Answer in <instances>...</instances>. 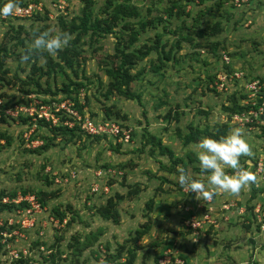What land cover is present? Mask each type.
I'll list each match as a JSON object with an SVG mask.
<instances>
[{
    "label": "rangeland",
    "instance_id": "1",
    "mask_svg": "<svg viewBox=\"0 0 264 264\" xmlns=\"http://www.w3.org/2000/svg\"><path fill=\"white\" fill-rule=\"evenodd\" d=\"M80 1L18 0L19 6H23V3L35 6L31 17H20L16 13L17 8L10 16H0V47L9 54L2 59L4 65L0 69V78L4 77L5 80H0V96H5L0 98L1 102L9 101V105H13L16 102L11 103L12 96L23 98L18 92L22 83L17 78L25 80L33 69L31 62L20 60L19 55L25 54L31 46L35 32H60L58 17L62 15L69 20L80 14L83 7ZM138 1L141 3L144 0ZM167 1L156 0V4L164 7ZM105 3L106 0H95L94 8L98 15L102 14ZM219 4V0H207L206 5L215 9L212 13L207 12L205 17L210 19V25L216 21L221 22L222 31L219 34L198 38L196 29L191 27L194 17H185V22L194 35V43L200 44V47L182 44L178 55L179 63H168L161 75L151 72L150 60L156 59L154 55L136 63L137 66L131 73L136 75L140 71L141 75L130 86L133 92L140 95V102L117 94L105 98L111 82L105 70L108 63L113 66L114 37L81 36L79 49L86 51L88 80L84 81L87 87L80 91V105L97 120L109 119L129 129L133 136L129 142L123 141V145L112 147L110 142L81 135V138L77 137L65 146L67 138L57 137L55 146H50L47 151L32 153L30 150L44 144L40 137L46 136V129L35 133L38 138L32 141L33 145L28 146L24 134L31 132L34 135L36 125L26 130V125L20 126L19 121L9 120L7 124H0V129L12 137L10 146H6L5 141L1 142L4 147L0 150V190L16 191L14 198L7 196L9 198H5L3 203L12 202L18 196L33 197L32 204L23 200L20 204L13 203L16 206L12 210L0 211V232L9 233L7 237L0 235V264H40L43 257H48L51 252H59L61 260L58 264H72L73 261L75 264H113L112 261L106 262V256L116 255L118 249L125 245L120 259L123 262L128 248L133 247L132 243L126 241L133 239L137 230L149 224L150 232L139 243L143 249L137 251L139 257L135 264H157L159 255L165 249L172 250L176 256H182L188 264H264V254H252L246 249V246L250 247L251 243L248 241L251 238L264 242V233L258 231L254 214L259 205H264V179L255 173L256 162L264 158V128L229 122L225 111L232 98L229 94L239 89L242 83L229 86L232 90L228 89L223 94L218 93L222 91L220 86L215 88L218 77L228 74L224 73L226 70L231 73L234 70L243 71L248 74V78H264V0H250L238 10L222 5L217 8ZM189 6L192 7V4ZM199 9L206 12L205 7L196 8L198 11ZM171 22L168 24V33L163 36V41L168 40L170 44L180 37V34L174 37L170 31H175L181 20L172 19ZM158 30L162 32L163 25ZM159 32L150 30L145 38H150L151 42ZM72 46L73 44H68L65 48ZM223 53L231 59L232 67L225 66ZM40 56L37 65L42 66L44 72L48 70V62H59L61 59L58 52L55 56L47 53ZM32 74L34 78H38L42 72L32 71ZM53 74L41 80L43 87L48 86L45 83L49 79L51 88H62L67 82L66 76L58 74L54 81ZM64 95L61 93L60 97ZM28 98H33V103H39L34 95ZM158 106L160 107L157 108ZM107 108H111L112 113L108 117ZM169 110L172 112L171 119H166ZM116 113H119L118 117ZM222 122H229L231 128L241 127L244 131L252 154L242 156L240 165L255 176V182L249 183L237 194L216 192L210 202L213 204L218 201V205L210 208L214 210L212 219L219 223L215 228L210 224V227H206L208 230L205 234L196 236L185 226V221L194 216L197 210L201 209L202 214L205 213L206 205L210 203L209 200L200 198L203 204L197 209L195 204L199 199L195 193L189 192L187 188L182 189L178 184L177 168L185 169L194 178L204 182L207 175L194 169L199 167L196 159L194 163H189L188 155L195 154L196 144L185 146L176 135L181 133L184 136L185 132H190L187 128L190 124L214 129ZM63 125L70 129L68 125ZM147 131L161 138L164 144L173 149L172 159L167 153L160 155L157 147L155 155L151 156L152 145L148 141ZM129 137L128 132L124 140L128 141ZM174 162L176 166L173 173L161 168L162 164L170 167ZM97 166L112 168L108 169L112 171H117L118 168L122 173L121 177L113 180L110 190L106 186L103 188L102 196L89 191V186L92 185L91 171ZM234 171L226 169L229 175ZM47 174L52 179L50 186L44 179ZM254 183L256 188L253 187ZM97 185L93 184V188L96 189ZM22 189L29 192L23 194ZM137 190H140L139 194L132 196L131 193ZM163 190L170 191V194L165 195ZM36 192L40 194L37 195ZM45 192H55L57 196L51 197ZM121 195L123 199L119 201L117 196ZM153 196L160 197L156 205L158 211L154 209V213H151L147 204ZM37 197H43L44 203ZM109 199L114 203L111 212H120L118 225L102 216ZM37 204L40 205L39 208H33L36 210L32 216L34 226L19 229L20 219L26 218V209ZM245 225H250L255 233L247 235L249 229ZM15 231L21 236L13 237ZM76 238L80 240L81 248L86 243L90 246L83 248L81 253L77 248L69 249ZM157 244L158 246L151 247ZM10 250L17 254L14 261L10 259ZM147 250L150 251L151 259L144 258Z\"/></svg>",
    "mask_w": 264,
    "mask_h": 264
},
{
    "label": "trees",
    "instance_id": "2",
    "mask_svg": "<svg viewBox=\"0 0 264 264\" xmlns=\"http://www.w3.org/2000/svg\"><path fill=\"white\" fill-rule=\"evenodd\" d=\"M83 4V7L81 9V13L72 17L71 19H67L64 16L60 15L59 18V25H60V32H68L71 34L72 38L69 44H73L70 48H64L63 50H59V57L61 58L59 62H48V70L43 71L42 66L37 65V60L39 57H41V54H38L35 52V54H32L29 59L22 60L21 57L25 54H20L19 58L22 61L31 62L32 64V71H40L42 74L38 78H34L32 71L27 75L26 79L23 80L22 78H17L18 81L22 83V88L19 86L18 92H20L23 95L22 99L16 98V96H12L13 98L10 99L12 101L11 103L16 102V104L9 105V101L2 102L0 104V124H7L9 123V120L11 121H19L21 122L20 126L26 125V130L30 129L32 126L36 125V129L33 132L30 137L31 141L38 138L35 136V133H37L41 129H46V136L40 137V139L43 140V145L39 146L37 148H33L30 150L32 153H40L43 151H47L50 146H55V140L57 137L67 138V141L64 142V145L67 146L70 142H73L77 137L81 138V135H85V137L92 138L94 140H104L105 142H110L112 147L121 146L124 142L119 143L117 140L118 138L114 139L112 137H108L106 135H89L85 131L80 130L78 126V122L75 119H69L66 116L62 115V113L58 114L60 117V121H67L69 119L70 121L75 122V127L73 128H67L62 123L53 126L51 123L46 122L43 119H38L37 121H34L30 116H26L24 114H20L18 117L11 116L6 113V110L10 108H14L15 106L24 105L26 107L31 106V102H33V98H28L31 95H34L36 99L40 102L38 105H55L58 103H61L62 101L66 99H70L73 101L74 108L79 111V113L83 117L90 118L91 121H93L95 124L97 122L102 123H111L114 121H111L109 119L104 120H97L96 118L89 115L85 110L84 107L80 105V91L87 87V84L84 81L88 80L87 71H86V51H83L79 49V43L81 41V36L85 37L88 35L97 36V37H104L106 35H112L115 39V52L112 55L114 57V60L112 62L113 66H109L110 63H108V66L106 67V75L111 79V82L109 83L108 90L106 93V99H108L111 95L117 94L118 96L125 97L129 100H137L140 102V95L136 94L131 90V83L139 76L141 75V72L138 71V73L132 74L131 70L136 68L137 62L141 60H146L152 55L155 56L156 59L150 60L151 64V72L156 74H162V69L165 68V65L167 66L168 63H179V52L182 50V44L188 43L190 45H194L195 48L200 47V44L194 43L195 38L194 35L190 32V28L186 24L185 17L192 18L194 17V24L191 26L196 29V36L198 38L204 39L216 34H219L222 31V25L220 21H216L213 24L210 23V19H205L207 12L212 13L214 11V7L207 6V0H168L167 4L164 7H160L156 4V0H144L141 3H138V0H106V3L104 5V9L102 14L98 15L95 11V0H81L80 1ZM220 4L217 6V8H220L222 6L230 7L231 9H236L233 4L227 3L228 0H219ZM2 3V2H0ZM192 4V7L189 5ZM29 4L23 3V6H28ZM203 8L205 7V10H196V8ZM193 8V10H191ZM195 8V9H194ZM156 12L157 14H155ZM39 15V14H38ZM37 15L38 19L39 16ZM172 19L181 20L180 26H177L178 28L175 29V31H170V33L173 34L175 37L176 35L180 34V37L176 39L174 43H169L168 40L163 41V36L168 33V24H171ZM206 25L205 27L202 26ZM163 25V31L159 32V26ZM150 30H155L156 33L155 39L151 42L149 41L150 38H145L146 35L150 32ZM188 31V32H185ZM185 32V33H184ZM40 33V32H39ZM37 34V32H35ZM145 42H142V41ZM96 39V43H97ZM140 43H143L140 45ZM150 43V44H149ZM214 48V46H211ZM97 51V48H95ZM9 55L4 48L0 47V69L3 68L4 65V58L8 57ZM225 54L223 53V56ZM111 58V56H110ZM229 58V57H228ZM224 59V58H223ZM229 60H231L229 58ZM47 61V59H45ZM225 61V60H224ZM231 62V61H230ZM230 62L227 63L224 62L226 67H232L230 66ZM240 71V70H234ZM242 72V71H241ZM51 73L53 74L54 81L57 79L58 74H62L66 76L67 82H65L62 86V88H51L49 85V79L46 80V87H43L41 80L44 77L50 76ZM224 73H231L230 70H226ZM245 73V72H244ZM246 78H248V74H246ZM217 76V74H216ZM261 79L264 80L263 77H250V79ZM216 79V78H215ZM0 80H4L3 78H0ZM5 81V80H4ZM9 83V82H8ZM216 83V82H215ZM237 82L235 85L236 86ZM16 86V85H15ZM33 87V88H31ZM216 88V85H215ZM229 90H232L231 87L228 88ZM217 90V89H216ZM61 93L65 94L63 97L61 96ZM219 94H223L226 92H219ZM232 96V98L229 100V104L226 106L225 110L229 116V122L232 120V116L234 114H241L246 113L250 106H247L243 103V101L247 98L246 93L244 92V87L240 86L239 89H235L232 93L229 94ZM5 96H0V98H3ZM1 100V99H0ZM163 104V102H162ZM161 106V105H160ZM158 106L157 108H159ZM178 113V112H177ZM119 113H116L118 117ZM171 110H169L168 114L165 116L166 119H171ZM111 108L106 109V117L111 116ZM229 122H222L221 124H217L215 128L210 129L209 126H205L204 128H200L197 126H193L190 124L187 128L190 132L186 133L182 136L181 133L177 134L176 136L182 139V142L185 146L188 145H194L197 144V142L203 138V137H212L215 139H219L226 134H228L231 125ZM116 123V122H115ZM121 126V125H120ZM125 128L124 126H121ZM263 127V126H262ZM264 128V127H263ZM179 130V129H178ZM148 134V141L152 145V148L150 150L151 156L155 155V148L157 147L160 150V155H165L167 153L169 157L172 159L174 157V152L171 147L164 144L163 140L161 138L156 137L155 135L149 133ZM131 137H133L130 134V140ZM5 141L6 146H10L12 143V137L8 134V132L3 131L0 129V150L4 147V144H1V142ZM30 149V148H29ZM196 159V155L194 153H190L188 155L189 163H194V160ZM197 160V159H196ZM174 161V160H173ZM184 160V164H185ZM257 163V162H256ZM165 164H162L161 168L169 171L170 173H173L175 170L174 167L176 166L175 162L172 164V166H164ZM100 169L102 171L100 176L96 175V172ZM108 169L112 168H106L105 166H97L94 168V170L91 171V182L92 185L89 186V191H91L93 194H99L102 196L103 188L104 186H108L109 190L111 189L113 180H116L118 176L121 177V175H118L117 173L111 174L108 173ZM198 173L201 174V171L199 167L194 168ZM117 171L121 172L117 168ZM116 171V172H117ZM77 174V171L75 172ZM71 174V173H70ZM80 175V174H78ZM77 175V176H78ZM85 175V174H84ZM66 176V175H65ZM69 176V175H68ZM119 178V177H118ZM44 179L46 180V183L50 186L52 185V179L47 175L44 176ZM259 179V178H257ZM255 182V180H254ZM97 183L99 185V189L97 191H93V184ZM253 187H255V183L253 184ZM182 188V187H181ZM256 188V187H255ZM183 189V188H182ZM23 194L28 193V190L22 189L21 190ZM140 190L135 191L134 193H131L132 196L138 195ZM165 195H169L170 191L163 190L162 191ZM161 193L162 195H164ZM37 195L40 194V192H36ZM46 195L51 197H56L57 194L55 192H52L48 194L45 192ZM45 194L43 196H45ZM16 195V191L6 192L5 190H0V211L7 209L12 210L15 208V204L12 202L3 203V200L5 198H9L7 196H10V198H14ZM160 197V196H159ZM158 197V198H159ZM39 198L41 203H44L45 199L43 197H37ZM42 198V199H41ZM119 201L123 199V196H117ZM156 196L151 197V200L147 204V208L151 210V213H154L156 210L157 205V199ZM23 204H27L26 202H23ZM114 206V203L111 199L108 201V206L104 208V212L102 214L103 218L106 220H112L114 224H119V217L120 212L117 210L111 212V208ZM155 209V210H154ZM158 211V210H157ZM58 212V210H56ZM64 214L61 216L63 217ZM251 225V224H250ZM245 225L247 229L251 228V226ZM188 228V227H187ZM151 229V224L144 226V228L137 230L136 236L131 239L130 241H126V243H132L133 247H129L127 250L126 258H124L123 262H120V259L123 257V249L125 245L121 246L118 249V252L116 255L114 254H108L106 256V262L112 261L113 264H135L139 254H137V251L139 249H143L141 246H139L140 241L148 235ZM259 231V226H258ZM80 240L78 238L74 239V242L70 244L69 249H75L77 248L79 253H81L82 249L89 247V244H85L82 248L80 247ZM157 245L151 246L156 247ZM108 247V245L106 246ZM53 247L51 246L50 249ZM149 250V249H148ZM146 251L147 253L144 254L145 259H151L150 251ZM166 250V249H165ZM174 253V252H173ZM160 257V255H159ZM158 257V259H159ZM182 257V256H180ZM183 258V257H182ZM43 261L40 262V264H58V262L61 260L60 254L50 253L48 257H43ZM185 259V258H183ZM75 260V259H74ZM119 261V262H118ZM72 264H75L73 261ZM158 264V260H157Z\"/></svg>",
    "mask_w": 264,
    "mask_h": 264
},
{
    "label": "built area",
    "instance_id": "3",
    "mask_svg": "<svg viewBox=\"0 0 264 264\" xmlns=\"http://www.w3.org/2000/svg\"><path fill=\"white\" fill-rule=\"evenodd\" d=\"M250 0H228L227 3L233 4L236 8H242L246 3H248ZM34 5H28V6H19L16 9L17 15L20 17H31L34 11ZM40 9V8H38ZM224 60L229 63L230 60L227 55H224ZM237 82H241L242 86L244 87V92L247 95V98L243 101V103L247 106H250L249 110L246 113H241V114H234L232 116V122H234L236 125H242V126H249L252 127L254 126L255 128H258L259 126L264 127V120L262 119V116H264V80H261L259 78L257 79H250L246 78L245 73L242 71H235L230 74H221L218 77V80L216 81L215 85L217 87H221L222 91L219 92H226L229 88V86L235 85ZM218 89V88H217ZM83 93V92H81ZM83 95V94H82ZM34 102V101H33ZM31 102V106L26 107L24 105H17L13 109L10 108L6 110V113L18 117L20 114H24L26 116H30L34 121H37L38 119H43L46 122L51 123L53 126H56L60 123H63L65 125H68L70 128L75 127V122L70 121L69 119H75L78 123V126L80 130L85 131L89 135H106L108 137H112L114 139L118 138V142H129L130 137L128 141L124 140V137L126 133L129 132V135L131 134V131L129 129L121 127L119 124L115 122L111 123H102V122H97L95 124L93 121L90 120L88 117H83L77 109L74 108V104L72 100H64L61 103L55 104L53 106L51 105H41L38 107L40 102L38 103H33ZM2 102L0 101V104ZM62 113V115L66 116L67 121L61 122L59 119V115ZM31 132L25 133L24 138L26 140V144L33 145V142L30 140ZM255 173L257 176L261 179H264V158L258 159L256 165H255ZM102 173L101 170L96 172L97 176H100ZM108 173L114 174L117 173L118 175H121V172H116L115 170H108ZM94 187V186H93ZM105 187V186H104ZM108 188V186H106ZM99 189V185H97V188L94 189L93 191H97ZM109 190V188H108ZM33 198V197H32ZM32 198L29 197H17L12 200V203H18L20 204L23 200L24 201H29L30 204H32ZM31 200V201H30ZM208 205H206V212L202 214V210L200 209L202 207L203 202L201 200H198V202L195 204L197 207V213L194 216H190L187 221H185V226L188 227L190 230H192V233L196 236L200 234H205L208 228L207 226L210 227L212 225H215L216 222L212 219V212L214 210H211L210 207H214L212 202L209 200ZM39 204L36 206H32V208L26 209V218L20 219L21 221L19 222L18 228L20 229H30L34 226V219L33 215L34 212H36L35 209L33 208H39ZM203 209V208H202ZM200 211V212H199ZM256 212V213H255ZM255 221L257 225L259 226V231L264 233V205H259L258 208L255 210ZM196 215H200L199 217ZM24 217V216H23ZM28 218H32L30 221ZM2 226V225H0ZM0 235L3 237H7L9 233L5 231H1ZM21 236V234L18 231H15L12 236ZM12 238V237H11ZM17 241V240H15ZM3 242L6 243V240ZM8 242V239H7ZM10 246L8 245V248ZM10 259L14 261V259H17V254L15 251L10 250L9 251ZM177 254H174L172 250H164L159 259H158V264H188V262L183 259L180 256H176Z\"/></svg>",
    "mask_w": 264,
    "mask_h": 264
},
{
    "label": "clouds",
    "instance_id": "4",
    "mask_svg": "<svg viewBox=\"0 0 264 264\" xmlns=\"http://www.w3.org/2000/svg\"><path fill=\"white\" fill-rule=\"evenodd\" d=\"M18 6V0H3L0 3V16L12 15ZM71 39L72 36L68 32H40L34 36L31 46L21 59H29L33 52L55 56L59 50L68 46ZM195 149L201 174L207 175L206 182L194 178L180 167L177 168V182L182 188L195 193L197 199L210 200L218 191L237 194L255 180V176L240 165L242 156L252 154L241 127L231 128L228 134L219 139L203 137L197 142ZM228 168L235 171L229 175L226 172Z\"/></svg>",
    "mask_w": 264,
    "mask_h": 264
},
{
    "label": "crops",
    "instance_id": "5",
    "mask_svg": "<svg viewBox=\"0 0 264 264\" xmlns=\"http://www.w3.org/2000/svg\"><path fill=\"white\" fill-rule=\"evenodd\" d=\"M222 193V192H221ZM264 203V202H263ZM213 205L214 206H217L218 205V201H216V202H214L213 203ZM157 210V209H156ZM216 222V224L215 225H213L212 227H217V223H219L218 221H215ZM251 233H255L254 231H252V228H249V230H248V232L246 233L247 235H249V234H251ZM247 235H246V238H247ZM256 239H254V238H251L250 239V241H248V243H251L250 244V247L249 246H246L247 248V251H249L250 253H256V254H259V252H260V254H264V242H258L257 240V242L255 241ZM262 243V245H260ZM258 246H260V247H258ZM235 251V250H234ZM232 252V253H235V252ZM230 253H228V255H229ZM251 254H249V256H250ZM231 256H232V254H231ZM250 258V257H249ZM257 264H263V263H259V262H256ZM194 264H198V263H194Z\"/></svg>",
    "mask_w": 264,
    "mask_h": 264
},
{
    "label": "water",
    "instance_id": "6",
    "mask_svg": "<svg viewBox=\"0 0 264 264\" xmlns=\"http://www.w3.org/2000/svg\"><path fill=\"white\" fill-rule=\"evenodd\" d=\"M262 119L264 120V116H262Z\"/></svg>",
    "mask_w": 264,
    "mask_h": 264
}]
</instances>
